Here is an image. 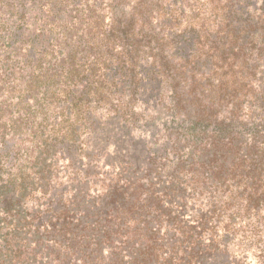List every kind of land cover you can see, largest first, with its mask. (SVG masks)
Listing matches in <instances>:
<instances>
[{
    "label": "trees",
    "instance_id": "trees-1",
    "mask_svg": "<svg viewBox=\"0 0 264 264\" xmlns=\"http://www.w3.org/2000/svg\"><path fill=\"white\" fill-rule=\"evenodd\" d=\"M0 264H264V0H0Z\"/></svg>",
    "mask_w": 264,
    "mask_h": 264
},
{
    "label": "rangeland",
    "instance_id": "rangeland-1",
    "mask_svg": "<svg viewBox=\"0 0 264 264\" xmlns=\"http://www.w3.org/2000/svg\"><path fill=\"white\" fill-rule=\"evenodd\" d=\"M109 151H112V148H109ZM106 169V168H105Z\"/></svg>",
    "mask_w": 264,
    "mask_h": 264
}]
</instances>
